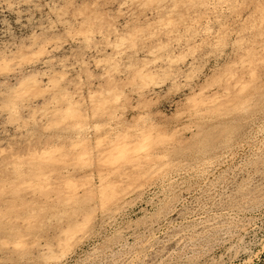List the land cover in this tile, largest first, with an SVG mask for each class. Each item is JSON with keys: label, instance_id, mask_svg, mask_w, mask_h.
<instances>
[{"label": "rangeland", "instance_id": "1", "mask_svg": "<svg viewBox=\"0 0 264 264\" xmlns=\"http://www.w3.org/2000/svg\"><path fill=\"white\" fill-rule=\"evenodd\" d=\"M157 15L145 10L141 20ZM216 19L226 31L239 24L229 13ZM0 20L17 36L33 27L7 11ZM237 41L197 59L182 89L190 111L165 99L133 133L85 132L74 121L30 136L26 121L0 117V264H264V43ZM16 54L0 48V60ZM25 73L47 89V77L23 66L6 86Z\"/></svg>", "mask_w": 264, "mask_h": 264}, {"label": "clouds", "instance_id": "2", "mask_svg": "<svg viewBox=\"0 0 264 264\" xmlns=\"http://www.w3.org/2000/svg\"><path fill=\"white\" fill-rule=\"evenodd\" d=\"M145 10L156 12L157 19L142 21ZM4 11L14 13L17 24L27 16L33 25L17 36L0 20V48L17 50L10 60H0V117L12 125L26 121L30 136L55 135L74 121L85 132L93 126L111 132L145 129L161 114L165 99L191 110L182 89L197 76V59L206 63L213 55L208 49L233 35L237 42L264 43V0H0ZM223 13L239 24L226 31L229 26L216 19ZM186 60L192 61L187 69ZM21 66L47 77V89L27 73L14 87L6 86L5 77ZM97 80L102 83L94 89ZM44 95L50 97L44 110L22 116Z\"/></svg>", "mask_w": 264, "mask_h": 264}, {"label": "bare ground", "instance_id": "3", "mask_svg": "<svg viewBox=\"0 0 264 264\" xmlns=\"http://www.w3.org/2000/svg\"><path fill=\"white\" fill-rule=\"evenodd\" d=\"M121 154H122V152H121ZM16 244H17V243H16ZM16 244H15V245H16Z\"/></svg>", "mask_w": 264, "mask_h": 264}]
</instances>
